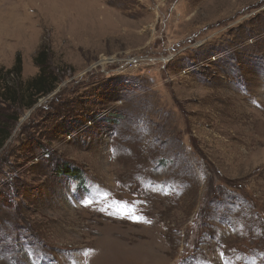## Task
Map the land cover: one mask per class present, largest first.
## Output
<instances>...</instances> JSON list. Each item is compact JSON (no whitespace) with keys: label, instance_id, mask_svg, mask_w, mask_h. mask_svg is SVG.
Wrapping results in <instances>:
<instances>
[{"label":"rangeland","instance_id":"rangeland-1","mask_svg":"<svg viewBox=\"0 0 264 264\" xmlns=\"http://www.w3.org/2000/svg\"><path fill=\"white\" fill-rule=\"evenodd\" d=\"M41 46L0 264H264V0H0V67Z\"/></svg>","mask_w":264,"mask_h":264},{"label":"trees","instance_id":"trees-1","mask_svg":"<svg viewBox=\"0 0 264 264\" xmlns=\"http://www.w3.org/2000/svg\"><path fill=\"white\" fill-rule=\"evenodd\" d=\"M49 49L41 46L33 58L38 73L22 81V60L20 54L15 56L9 68L0 67V102L5 104L3 110L9 112L16 107L30 109L41 96L51 93L58 83L55 73L49 70ZM18 119L14 114L0 113V150L11 136L12 124ZM2 195V194H0Z\"/></svg>","mask_w":264,"mask_h":264}]
</instances>
